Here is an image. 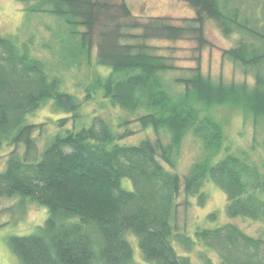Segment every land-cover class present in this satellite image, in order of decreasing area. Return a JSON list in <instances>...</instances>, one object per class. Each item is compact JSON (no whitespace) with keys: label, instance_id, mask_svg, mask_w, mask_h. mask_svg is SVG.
I'll list each match as a JSON object with an SVG mask.
<instances>
[{"label":"trees","instance_id":"1","mask_svg":"<svg viewBox=\"0 0 264 264\" xmlns=\"http://www.w3.org/2000/svg\"><path fill=\"white\" fill-rule=\"evenodd\" d=\"M186 1L195 18L185 25L152 18L127 25L142 29L130 34L119 22L130 15L125 0H36L24 9L27 21L52 16L58 30L49 29L38 44L34 35L0 36V150L12 148L0 171V199H18L20 209L27 201L47 213L34 233L7 238L18 264H193L192 254L200 264H264L262 237L232 222L192 234L177 223L179 208L191 207L189 199L205 205L206 183L225 195L228 218L264 222V171L246 153L224 147L220 123L208 115L214 106H230L264 119V18L255 19L242 0ZM207 20L225 36L240 35L223 55L251 71L253 85L213 81L198 65L189 77L164 79L176 67L150 53L145 41L192 36L201 49ZM83 65L109 72L94 74L79 98L64 89V73ZM97 94L136 116L154 139L123 144L134 134L125 118L113 123L98 115L79 124L83 106ZM46 106L65 117L28 122ZM51 124L58 131L39 144ZM188 136L202 152L180 175L176 166ZM216 219L214 212L207 216Z\"/></svg>","mask_w":264,"mask_h":264},{"label":"rangeland","instance_id":"2","mask_svg":"<svg viewBox=\"0 0 264 264\" xmlns=\"http://www.w3.org/2000/svg\"><path fill=\"white\" fill-rule=\"evenodd\" d=\"M36 0H0V36L19 34L21 38L26 35H34L38 44L41 38L47 40L50 30H58L56 19L45 14L31 15L27 21L24 9L35 3ZM234 3L236 0H220ZM129 9V17H120V23L125 24L124 30L130 34H140L142 29L128 30L127 25L136 23L144 25L152 18H160L174 26H183L188 20L195 18V11L186 0H125ZM242 7L247 8L255 19L264 18V0H242ZM204 40L206 45L201 49L194 37L190 36L179 40H167L153 38L145 41L148 51L155 55L164 56L168 63L176 69L164 75L166 81L172 82L175 78H185L191 75L190 70L197 65L203 76L210 77L213 81L224 83H247L253 85L251 71H245L240 65L232 62L223 55V51L235 46L240 35L233 33L225 36L217 24L207 20L204 26ZM130 42L135 40L128 39ZM139 41V40H137ZM137 41L135 43H137ZM129 42V43H130ZM95 52V50H94ZM109 71L85 65L74 68L64 73V89L79 98L83 97L82 88L92 79L94 74L106 76ZM79 85L78 87L76 85ZM178 87L173 85L174 91ZM180 88V87H179ZM82 122L88 124L93 116H102L113 123L119 122L120 118L132 120L129 125L134 134L124 141L125 145H136L143 139L153 140L155 135L151 130H141L138 123L134 122L136 116H130L117 108L109 106L100 94L87 102L82 110ZM207 113H203L205 115ZM208 115L220 123L225 137L224 147L234 154L244 152L260 170L264 171V119L255 120L251 115H245L242 110L230 106H214L208 111ZM65 117L61 113L53 112L48 106L28 117L29 123H43L49 119L57 120ZM73 128L72 120L65 126ZM55 124L48 126L38 143L42 144L50 132H56ZM162 135V134H161ZM167 141V138L165 139ZM12 148L0 150V171L4 168L5 161ZM21 151V150H19ZM200 143L188 136L182 144L178 158L176 172L180 175L187 173L191 164L201 155ZM123 187L130 188L128 180L123 181ZM204 190L208 199L204 206L198 207L193 199H189L191 207L181 206L178 210L177 223L180 228H186L192 234L198 227H212L228 222L236 224L245 234L253 237H262L264 240V222H254L242 218L230 219L225 214L226 197L213 184L206 183ZM182 198V197H181ZM180 198V199H181ZM182 200V199H181ZM180 200V201H181ZM20 209L18 199H0V264H18L14 255L7 247V238L11 235H27L35 232L36 228L44 222L46 209L36 204L24 202ZM216 213V222L207 221L210 213ZM134 251L135 260L141 262L137 245L132 237L128 238ZM180 252V250H179ZM193 264H200L196 255H191ZM144 264V263H142ZM217 264L219 262L217 261Z\"/></svg>","mask_w":264,"mask_h":264}]
</instances>
